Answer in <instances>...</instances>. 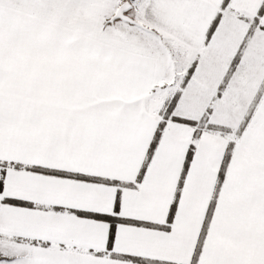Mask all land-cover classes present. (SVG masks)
<instances>
[{
	"label": "snow or ice",
	"instance_id": "obj_1",
	"mask_svg": "<svg viewBox=\"0 0 264 264\" xmlns=\"http://www.w3.org/2000/svg\"><path fill=\"white\" fill-rule=\"evenodd\" d=\"M0 264H264V0H0Z\"/></svg>",
	"mask_w": 264,
	"mask_h": 264
}]
</instances>
